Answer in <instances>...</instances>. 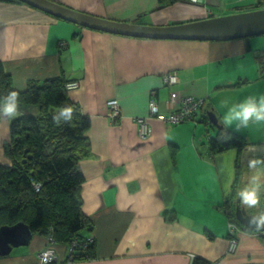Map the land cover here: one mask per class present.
I'll use <instances>...</instances> for the list:
<instances>
[{"label":"crops","instance_id":"crops-1","mask_svg":"<svg viewBox=\"0 0 264 264\" xmlns=\"http://www.w3.org/2000/svg\"><path fill=\"white\" fill-rule=\"evenodd\" d=\"M53 1L97 17L154 26L250 11L257 3L200 0L159 7V0ZM263 48L264 38L256 42L250 37L246 43L114 34L58 19L24 2H0V62L15 86L22 89L27 79L64 75L78 82L69 90L70 98L91 119V156L80 162L85 177L81 198L83 213L93 221L96 257L66 264H193L195 259L264 264V239L253 233L237 234L236 249L229 252L227 217L217 209L224 185L229 180L232 185L236 152L210 155L208 139L214 132L200 121L204 110L172 124L148 117L147 109L153 96L159 113H167L171 91L210 95L222 123L226 102L231 106L253 91L263 95L256 88L260 71L254 58ZM170 72L179 77L173 87L162 81ZM239 79L248 82L225 87ZM111 98L121 107L114 121L106 107ZM143 116L152 129L145 139L138 136L135 121ZM9 122L0 117V163L7 162L2 147ZM233 126L228 128L235 130ZM259 131L253 140L264 138V123ZM48 244L56 255L48 264H65L69 250L38 235L1 254L0 264H42L39 251Z\"/></svg>","mask_w":264,"mask_h":264},{"label":"trees","instance_id":"trees-1","mask_svg":"<svg viewBox=\"0 0 264 264\" xmlns=\"http://www.w3.org/2000/svg\"><path fill=\"white\" fill-rule=\"evenodd\" d=\"M0 2L22 3L21 0H0ZM178 2L191 1L159 0V7L171 6ZM256 9H264V0H257L253 7V10ZM72 37L76 38L77 33H74ZM249 38L213 42L244 40L247 43ZM254 58L260 74L264 75V48L256 50ZM71 81L73 80H67L64 75L43 80L27 79L24 87L19 89L13 83L11 74L0 62V96L16 90L20 93L21 100L20 115L10 119L9 136L2 147L7 162L0 163V227L12 226L18 222L26 224L31 231V239L38 235L43 237L47 243H56L69 250L64 260L65 264L96 257L94 239L91 234L93 221L83 213L81 198V186L85 177L80 162L91 156V143L87 135L91 119L82 112L79 104L70 98L66 83ZM247 82V79H239L234 84L225 87L235 88ZM177 83H164V85L173 87ZM171 92L168 100H170ZM180 97L181 103L186 97H191L198 106L192 114L193 118L204 110L200 121L204 127L214 132V135L208 139V149L212 157L229 151L236 152L232 192L225 194L223 202L218 205L217 209L225 214L227 221L234 222L242 231H258L248 229L236 219V206L244 208L248 214L259 215L264 213V196L261 197L258 207L249 209L239 203L235 192L240 174L248 170L249 159L254 155L264 157V153L256 151L247 160H242L245 148L253 145L264 146V138L255 141L246 138L236 130L226 128L215 113L216 108H213L214 104L211 103L210 95L188 94ZM150 101H154L157 105L155 97L151 96L147 102V109ZM107 102L106 107L109 111ZM68 105L74 109L72 120L62 121L57 125L53 121V115L60 107ZM219 105L224 106L223 102ZM178 107H182L179 102L174 107L168 108V112L165 113L166 117ZM223 109L227 108L223 107ZM210 110L217 116L218 123L223 125L222 129L211 124L207 116V111ZM120 113L117 117L111 118L112 121L118 119ZM136 119L137 117L135 121ZM168 219L172 220L173 216H169ZM203 232L212 239V234L208 230L204 229ZM260 237L264 239L261 233ZM193 264L219 263L195 259Z\"/></svg>","mask_w":264,"mask_h":264},{"label":"water","instance_id":"water-1","mask_svg":"<svg viewBox=\"0 0 264 264\" xmlns=\"http://www.w3.org/2000/svg\"><path fill=\"white\" fill-rule=\"evenodd\" d=\"M29 6L42 10L58 19L69 21L99 31L143 38L179 40L228 41L232 39L264 35V9L214 16L176 25L154 26L97 17L61 5L53 0H21ZM207 116L215 127L222 129L212 111ZM257 214H248L236 206V218L247 227L255 225L249 219ZM29 227L21 222L0 227V255L8 254L13 247L28 245L31 239Z\"/></svg>","mask_w":264,"mask_h":264},{"label":"clouds","instance_id":"clouds-1","mask_svg":"<svg viewBox=\"0 0 264 264\" xmlns=\"http://www.w3.org/2000/svg\"><path fill=\"white\" fill-rule=\"evenodd\" d=\"M227 111L221 117L222 124L227 128L235 125L237 131L247 129L250 124L264 123V95H248L244 99L225 104ZM20 93L11 90L0 96V117L13 119L20 115ZM74 109L72 106H62L53 115V121L59 125L63 122H70L73 118ZM252 151H255L253 149ZM248 169L252 173L248 181L236 192L235 197L245 208L253 209L260 205L261 197L264 196V178L261 170L264 169V157L253 156L248 161ZM225 194L232 192L231 180L224 185ZM249 223L255 225L256 229L264 230V213L250 217ZM49 254H44V264H47Z\"/></svg>","mask_w":264,"mask_h":264},{"label":"built area","instance_id":"built-area-1","mask_svg":"<svg viewBox=\"0 0 264 264\" xmlns=\"http://www.w3.org/2000/svg\"><path fill=\"white\" fill-rule=\"evenodd\" d=\"M191 2L193 3H197V2H200V0H190ZM162 81L164 83H167V84H175L179 81V77L177 76L176 73H165L162 77ZM78 82L77 81H71V82H68L66 83V89L70 90V89H73V88H76L78 86ZM169 102V108H172L175 106V104L177 102H179L180 104H182V107H178L177 110H174L172 111V113L166 117L165 114H161L158 112V108H157V105L155 104L154 101H150L149 102V105H148V117H156L160 120H166V121H171V122H184V121H187V120H192L193 117H192V114L193 112L196 111V108L198 106H196V103L193 101V99L190 97H186L182 103H181V97L177 94V92L175 91H172L171 94H170V100L168 101ZM108 106H109V116L110 118H115L117 117V115H119L121 109H120V105H119V102L116 100V99H112V100H109L107 102ZM137 121V125H138V136L140 138H147L149 135H151L152 133V129L148 123V120L146 119L145 116L143 117H137L136 119ZM233 243L232 242L230 244V247H229V250L232 251V248H233ZM48 249H51L50 247L46 248V249H43L40 254L43 255V259H40V261L42 263H44V254L45 253H48L49 254V260L47 261L48 262H51L52 261V257H51V254L48 252L50 250ZM53 252V250H52ZM39 254V255H40Z\"/></svg>","mask_w":264,"mask_h":264},{"label":"rangeland","instance_id":"rangeland-1","mask_svg":"<svg viewBox=\"0 0 264 264\" xmlns=\"http://www.w3.org/2000/svg\"><path fill=\"white\" fill-rule=\"evenodd\" d=\"M218 14V13H217ZM226 15H228V14H226ZM222 16V15H221ZM262 38H264V35H260V36H252V39L253 40H255L256 42H259V40L261 39L262 40ZM247 71H249L250 70V68H248V69H246ZM264 73V72H263ZM167 74V73H166ZM253 87H251L250 88V91H251V89H252ZM256 88H257V90L260 92V94H263L264 95V75H261L260 74V80H259V83H258V85H256ZM68 90V89H67ZM252 92V91H251ZM252 94L253 95H257L256 94V92L255 91H253L252 92ZM112 99H114V98H111L110 100H112ZM108 114H109V112H108ZM156 118V117H155ZM158 119V118H157ZM260 125L261 124H250L249 125V127L247 128V129H249V130H247V129H241V130H239L238 132L240 133V134H242L243 136H245L246 134H248V133H250V139H252V138H254V139H257V138H259L260 136H261V134H260V131H259V129H260ZM233 127H235V125L233 126ZM236 130V129H235ZM254 130V131H253ZM237 131V130H236ZM248 131H250V132H248ZM260 139H262V138H260ZM257 143H260V142H257ZM253 149H255V151H252ZM258 152V151H260V152H262V153H264V146H260V145H253V146H248V147H246L245 148V150H244V153H243V155H242V160H247V158L253 153V152ZM252 173L250 172V170L248 169L247 171H245L244 173H241L240 174V176H239V180H238V186H237V190L241 187V186H243L247 181H248V179H249V177H250V175H251ZM261 176H262V178H264V169H262L261 170ZM237 219V218H236ZM228 223H227V234H228V238H229V247H230V244L232 243V242H234L233 243V248H232V251L231 250H229V252H234L235 251V249H236V246H237V241H236V236H237V234H240V233H250L251 231H248V230H246V231H242L241 230V228L237 225V224H235L234 222H231V221H227ZM241 223V222H240ZM242 224V223H241ZM242 225H244V224H242ZM245 227H247L246 225H244ZM248 229H250V230H254V229H256V228H254V229H251V228H249V227H247ZM255 232H257V233H255ZM251 233H253V234H255V235H257V236H260V233L262 234V235H264V231H254V232H251ZM53 246V245H52ZM52 246H50L51 248H53ZM47 248L49 247V246H46ZM43 250V249H42ZM42 250H40L39 251V254H40V252L42 251ZM48 250H50V251H48L50 254H51V257H52V261L51 262H53V261H55V259H56V255H55V252H54V250H53V252H52V250L51 249H48ZM39 257H40V259H43V255L42 254H40L39 255ZM51 262H48V263H51ZM47 263V264H48ZM62 264H63V262H61ZM42 264H44V263H42Z\"/></svg>","mask_w":264,"mask_h":264},{"label":"flooded vegetation","instance_id":"flooded-vegetation-1","mask_svg":"<svg viewBox=\"0 0 264 264\" xmlns=\"http://www.w3.org/2000/svg\"><path fill=\"white\" fill-rule=\"evenodd\" d=\"M247 213V212H246Z\"/></svg>","mask_w":264,"mask_h":264}]
</instances>
